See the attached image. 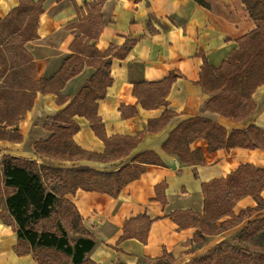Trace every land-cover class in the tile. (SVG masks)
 <instances>
[{"label": "crops", "instance_id": "0c3cea01", "mask_svg": "<svg viewBox=\"0 0 264 264\" xmlns=\"http://www.w3.org/2000/svg\"><path fill=\"white\" fill-rule=\"evenodd\" d=\"M32 1L42 8L35 37L25 44L35 64V80H51L73 55L84 58L85 66L59 92H37L15 122H0L1 133L8 134L0 138V152L50 167H72L74 163L39 156L34 147L46 139L45 126L71 106V120L79 126L71 140L94 155L76 165L103 173H116L126 165L143 168L117 197L82 189L67 196L95 238L88 259L95 264H157L167 254L174 264H185L204 256L228 230L196 242L201 229L191 218L204 215L203 185L226 179L244 165L264 169V149H213L206 138L196 137L187 147L190 162H184L165 144L173 131L193 119L223 128L226 139L250 126L264 131V85L253 94L257 110L241 122L210 111L211 97L200 85L205 61L219 68L239 49V39L256 29L243 0H103L99 17L93 7L99 0ZM20 3L0 0V34L3 21ZM128 42L134 45L127 55L116 57ZM111 47L110 56L98 55ZM134 139L138 142L129 156L112 153ZM146 153L158 162L133 161ZM257 208L258 202L246 196L233 212L238 216ZM262 217L264 205L238 229ZM230 219L225 216L216 224ZM8 220L0 217V264H39L32 254L16 253L18 237Z\"/></svg>", "mask_w": 264, "mask_h": 264}, {"label": "trees", "instance_id": "16d2710c", "mask_svg": "<svg viewBox=\"0 0 264 264\" xmlns=\"http://www.w3.org/2000/svg\"><path fill=\"white\" fill-rule=\"evenodd\" d=\"M102 2L103 0H99L93 4L98 17ZM243 3L255 21L256 29L239 39V49L231 52L219 68L212 67L205 61L200 81L204 91L211 96L208 109L237 122L248 119L257 110L252 96L258 87L264 85V0H243ZM41 12L40 3L21 0L20 6L2 23L0 79H3L4 88L0 89V107L6 104L7 91L17 92L31 99L20 115L31 107L37 92H59L66 82L80 74L85 66L84 58L73 55L51 80H35V64L25 49V44L35 37L37 18ZM5 29L7 32H4ZM17 39L20 40V45L16 51L11 45ZM133 45L134 42H128L123 48L117 49L116 57L126 56ZM113 50L111 47L103 54L98 52V55L107 57ZM88 52L83 54L87 55ZM7 53L12 54L11 63L6 60ZM103 66L106 67V64H102ZM13 75L20 81L15 82ZM173 80L171 77L168 82ZM74 103L75 100L72 107ZM71 116V106L58 113L45 126L50 136L37 141L34 147L39 156L74 163L72 167H50L34 160L3 155L0 152V207L7 213V217L4 212L0 217L6 222L10 219L14 226L18 237L16 253L19 256L32 254L39 264H95L88 259V254L96 246L95 238L85 228L77 207L67 196L82 189L117 197L128 182L139 178L143 173V168L138 165H126L116 173H103L76 165L77 162L91 160L94 155L81 150L72 140L68 144L63 142L65 134L72 137L79 129L71 120ZM5 121L8 120H2ZM92 124L99 134L98 123L94 121ZM196 137L206 138L213 149H264L263 130L250 126L247 131L232 132L226 139V131L223 128L202 119H193L181 124L172 132L165 148L176 152L182 161L190 162L187 160V147ZM137 142L138 140L134 139L122 143L116 146L112 153L116 151V156L127 157ZM142 159L158 162L153 153L138 155L133 161ZM263 189L264 169L258 170L252 165L241 166L226 179L204 184V215L191 218L201 229L195 240L202 241L204 235H218L239 225L247 218L248 213H253L256 209L241 212L236 216L233 208L246 196H252L258 202V208L261 207L264 204L261 197ZM219 202L223 203V208L217 207ZM225 216H231V219L218 226L216 222ZM150 223L147 222L146 230ZM70 234H75L76 239H71ZM50 254L54 256H49ZM58 257L63 258L64 263H60ZM174 262V257L165 254L157 264ZM186 264H264V217L249 221L233 242L222 241L206 256Z\"/></svg>", "mask_w": 264, "mask_h": 264}, {"label": "rangeland", "instance_id": "374dc122", "mask_svg": "<svg viewBox=\"0 0 264 264\" xmlns=\"http://www.w3.org/2000/svg\"><path fill=\"white\" fill-rule=\"evenodd\" d=\"M4 32H7V30L5 29L4 30ZM20 40L19 39H17L16 40V42L14 43V44H12L11 45V48H13V49H15L16 51L18 50V47H19V45H20V42H19ZM6 60L7 61H9V63H11V58H12V54H6ZM13 79L15 80V82H17V81H20L19 80V78H17L15 75H13ZM254 81V79H252L251 80V82H253ZM255 93V92H254ZM211 97V96H210ZM252 98H253V96H252ZM5 99H6V104L3 106V107H0V122H2V120L3 119H6V120H8L9 122H15L19 117V115L22 113V109H23V107H26V106H28L29 104H30V100L31 99H29V98H27V97H25V96H21L19 93H17V92H9V91H7L6 92V95H5ZM211 99V98H210ZM15 128V125H12V130ZM11 130V131H12ZM9 134H11V135H14V133H12V132H9ZM7 136L8 134H7V132H5V134L3 133V134H0V136ZM50 136V133H48L47 132V136H46V139L48 138ZM63 142L65 143V144H68V143H70V141H71V137H70V134H65L64 136H63ZM264 205V204H263ZM263 205H261V207L263 206ZM218 208H223L224 206H223V203H221V202H219L218 203V206H217ZM261 207H259V208H261ZM259 208H257V209H259ZM257 209H256V211H257ZM255 211V212H256ZM245 212H248V211H245ZM255 212H253V213H248L247 215H246V217L247 218H249L251 215H253ZM240 215V214H239ZM246 218V219H247ZM263 218V217H262ZM245 219V220H246ZM260 219V218H259ZM244 220V221H245ZM256 220V219H255ZM9 221V220H8ZM244 221H242V222H244ZM251 221H253V220H251ZM241 222V223H242ZM240 223V224H241ZM248 223V222H247ZM247 223L244 225V226H242L240 229H238V226L240 227V224L239 225H237V226H235V227H232V228H230V229H228V231H227V233L228 234H226V238L223 240V241H225V240H227V241H230V242H233L234 241V239L238 236V234H239V232L247 225ZM64 224V223H63ZM235 228V229H234ZM225 232V231H224ZM223 233V232H222ZM222 233H220V234H222ZM219 235V234H218ZM214 236H217V235H214ZM70 238L71 239H76V236H75V234H70ZM203 240H204V238H203ZM202 240V241H203ZM202 241H200V240H197L196 242L197 243H201ZM222 242V241H221ZM220 242V243H221ZM218 245V244H217ZM215 247V246H214ZM213 247V248H214ZM212 248V249H213ZM211 250V249H210ZM209 250V251H210ZM208 251V252H209ZM207 252V253H208ZM207 253L204 255V256H206L207 255ZM49 256H54V255H49ZM204 256H202V257H204ZM202 257H200V258H202ZM59 259H60V263H64V261H63V258H61V257H58ZM62 259V260H61ZM195 259H199V258H195ZM192 260H194V259H192ZM192 260H190V261H192ZM189 261V262H190ZM188 263V262H187ZM186 264V263H185Z\"/></svg>", "mask_w": 264, "mask_h": 264}]
</instances>
